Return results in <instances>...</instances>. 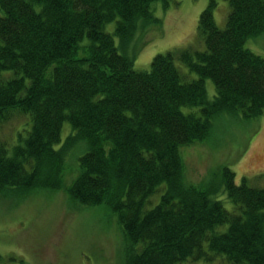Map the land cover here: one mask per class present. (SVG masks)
Instances as JSON below:
<instances>
[{"label": "trees", "instance_id": "trees-1", "mask_svg": "<svg viewBox=\"0 0 264 264\" xmlns=\"http://www.w3.org/2000/svg\"><path fill=\"white\" fill-rule=\"evenodd\" d=\"M155 1L170 3L0 0V124L17 113L28 118L13 143L0 138V196L11 188L62 189L67 156L78 147V174L66 192L117 214L124 264L215 255L222 264H264V187L246 176L237 183L227 165L220 182L216 175L189 183L180 154L182 145L207 139L224 114L264 113V57L245 46L264 33V0H229L224 28L214 17L218 0H209L198 21L204 49L174 48L155 55L150 70H136L132 42L139 25L160 21ZM177 61L198 77L188 79ZM66 121L74 132L62 141ZM222 188L233 210L213 197Z\"/></svg>", "mask_w": 264, "mask_h": 264}, {"label": "rangeland", "instance_id": "rangeland-1", "mask_svg": "<svg viewBox=\"0 0 264 264\" xmlns=\"http://www.w3.org/2000/svg\"><path fill=\"white\" fill-rule=\"evenodd\" d=\"M208 3L209 0H170L165 9L162 1L153 2L154 16L160 21L146 29L139 25L132 42L133 49L137 50L134 69L150 70L155 55L174 48L193 46L204 49V42L198 38L197 31L200 14ZM229 12V0H218L214 17L220 28L225 27ZM114 28L115 22L105 25L108 32ZM84 40L81 45L86 44L87 39ZM115 40L119 45L117 37ZM245 46L264 57V33L249 38ZM119 51L123 52L122 48ZM83 54L82 48L78 56ZM177 65L188 79L198 77L182 62L177 61ZM206 87L209 97L213 98L216 91L211 79H206ZM183 110L199 113V108L193 106H184ZM27 121V116L17 113L0 124V138L13 143ZM30 126L29 120L26 128ZM73 132L71 124L64 122L62 141ZM80 150L77 147L67 156L62 189L37 187L25 191L11 188L2 193L0 264L125 263V236L117 214L106 204H83L66 192L78 174ZM180 154L185 166V179L189 183L208 182L216 175L220 182L218 172L227 165L235 172L237 183L246 176L252 186L264 187V113L250 119L224 114L214 121L207 139L182 145ZM160 194L152 197L149 207L159 201ZM213 197L220 199L228 210L234 209L224 188ZM225 228L226 225L221 226L220 230ZM219 259L223 256L215 255L212 261L188 260L182 264H222Z\"/></svg>", "mask_w": 264, "mask_h": 264}]
</instances>
